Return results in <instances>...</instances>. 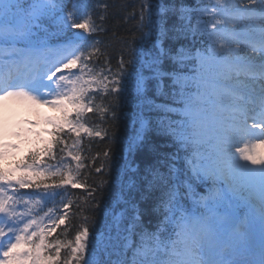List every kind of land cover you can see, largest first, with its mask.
Listing matches in <instances>:
<instances>
[{
    "label": "snow or ice",
    "instance_id": "snow-or-ice-1",
    "mask_svg": "<svg viewBox=\"0 0 264 264\" xmlns=\"http://www.w3.org/2000/svg\"><path fill=\"white\" fill-rule=\"evenodd\" d=\"M242 2L216 0L211 5L215 21L211 27L216 30L208 33L207 48L203 53L197 50L195 56L181 49L173 58L180 69L186 70L163 71L159 55L148 64L152 78L161 85L165 76L171 80L173 104L153 106L165 113H176L180 119L162 116L157 120L156 130L168 136L178 151H184L186 171L177 169L171 162L167 163V171L160 170L166 161L175 160L177 154L158 160L149 168L151 179L145 177V180L149 189L159 192L157 210L161 212L162 219L155 231L139 233L140 241L132 248L131 261L126 259L123 264H264V152L254 151L264 149V84L256 101L258 111L241 103L245 97L237 90L245 86L241 77L264 81V0H251L253 7H240ZM65 7L63 0H0V139L6 127L4 102L8 100L42 103L58 109L60 116L44 120V123L52 125L57 136L63 132L65 124L77 136L80 129L89 131L80 120L85 111L94 109L89 108L84 99L92 82L103 81H97L95 76L86 80L84 76L92 73L86 61H90L99 49L88 44V37L83 34L94 31L91 18H76L78 12L86 9L84 0H73L72 10L67 15L62 14ZM202 11L207 12L208 9ZM217 16L223 19H216ZM143 20L142 14L141 22ZM244 20L260 21L259 40L248 42L252 52L259 53L257 57L240 54L241 41L235 27L231 33L224 27L216 28L217 24L223 25L226 21H232L235 26ZM48 21L54 22L59 30L71 27L83 32L74 33L65 46L53 48L41 36V33L48 32ZM10 52H15L16 57L4 59L3 54ZM188 60L194 61L190 68L185 63ZM75 68L79 69V75L72 71ZM119 75L123 76L124 72ZM107 79L103 76V80ZM144 82L143 76L133 81L138 94H143ZM112 83L115 85L112 92L125 91V83L121 80L114 79ZM232 83L237 88L230 87ZM103 87L107 91V85ZM50 96L54 98L49 99ZM73 109L75 118L69 119ZM250 111L255 113L251 116L254 121L251 127L247 123ZM139 125L128 143L130 153L137 150L145 139L148 121L141 116ZM256 128H260L259 134L254 131ZM94 134L100 135L99 132ZM55 143L61 141L57 139ZM13 147L16 146L0 143V159ZM44 151L47 153L51 148L46 147ZM68 155L74 160L80 159L71 152ZM31 159L33 163L23 167L31 169L36 176L43 171L60 177V183L55 185L41 181L30 183L28 176L16 180L20 188L43 187V192L33 194L41 200H51L61 194L49 189L60 188L64 184L79 186L71 169L67 173L52 172L49 165L40 170L35 154ZM12 179L10 173L0 169V182H7L11 187ZM209 180L212 187L204 194L196 191ZM221 181L222 185L217 186ZM16 203L18 201L8 196L0 183V213H3L0 216V238H3L0 240L3 256L0 264H54L60 257V245H56L55 256L44 255V250L49 247L45 243L47 233L34 231L25 235L35 220L24 223L18 234L19 223L25 214L15 211L12 205ZM13 217L17 219H11ZM138 219L139 215L134 221ZM60 222L63 223V218ZM87 236L85 228L76 235L75 247L69 245L75 264H110L98 258L109 247L103 236L97 239L85 257ZM33 237H37L39 243ZM129 246L125 244V247Z\"/></svg>",
    "mask_w": 264,
    "mask_h": 264
},
{
    "label": "trees",
    "instance_id": "trees-1",
    "mask_svg": "<svg viewBox=\"0 0 264 264\" xmlns=\"http://www.w3.org/2000/svg\"><path fill=\"white\" fill-rule=\"evenodd\" d=\"M63 2L66 7L62 14L67 15L72 10L73 1ZM84 3L86 9L78 12L76 18H91L94 31L88 34V42L99 49L90 61H86L92 73L85 75L84 79L90 80L95 76L97 81H103L92 82L91 90L84 99V103L94 109L85 111L80 120L89 131L80 129L77 136L65 124L63 132L57 136L52 129L46 146L51 151H43L35 156L40 170L49 165L52 166V172L59 170L67 173L71 169L79 186L64 184L60 188L49 189L61 194L51 200H41L33 194L43 192V187L20 188L16 180L28 176L30 183L41 181L55 185L60 183L59 176H51L43 171L36 176L31 169H25L24 164L33 163L31 155L18 163L13 161L0 166V169L10 173L12 182L17 184L19 195H26L25 200L31 202L32 216L37 217L31 219L36 221L35 225L42 226L45 220H49L45 240L49 247L44 250V255L55 256L56 245L59 244L60 257L54 264H65L66 261L67 264H75L71 257V247H75L76 235L85 228L89 234L86 258L97 239L103 236L109 247L98 258L109 261L110 264H117L118 261L123 264L126 259L131 261L132 248L140 241L139 233L143 230L155 231L157 223L162 219L161 212L157 210L156 197L159 192L149 189L145 180V177L151 179L149 168L156 165L158 160L177 154L175 160L166 161L160 170L167 171L168 162L174 163L182 171L186 169L184 151H178L168 136L159 134L156 130L157 120L162 116L171 120L180 119L176 113H165L153 106L173 104L171 80L165 76L161 85L152 78L148 64L159 55L163 71L186 70L180 69L173 58L181 49L192 56L197 50L208 46L207 33L199 27L200 20L206 14L202 9L208 7V2L84 0ZM161 4L163 13L159 11ZM46 24L50 27L54 22L48 21ZM145 33L148 35L145 36ZM158 38L162 41V52L155 46ZM185 63L190 68L194 61L188 60ZM76 69V74L79 75V69ZM121 71L124 72L123 76L119 75ZM103 76L108 79L103 80ZM141 76L145 78L142 95L137 93L133 84ZM114 79L125 83V91H111L115 86L112 83ZM104 84L107 85V91ZM141 116L148 121L145 139L137 150L130 153L128 143L140 127ZM74 118L75 109L69 115V119ZM89 132L93 134L89 135ZM96 132L100 135H95ZM57 139L61 143H55ZM69 152L79 156V161L72 159ZM137 215L139 220L134 221ZM60 218H63V223ZM33 240L39 243L37 237ZM125 244L130 246L125 247Z\"/></svg>",
    "mask_w": 264,
    "mask_h": 264
},
{
    "label": "rangeland",
    "instance_id": "rangeland-1",
    "mask_svg": "<svg viewBox=\"0 0 264 264\" xmlns=\"http://www.w3.org/2000/svg\"><path fill=\"white\" fill-rule=\"evenodd\" d=\"M244 5H248V7H253V5L251 4V0H243V2L240 4V7H244ZM259 24L260 21L257 20H244L243 22L236 23L234 26L232 21H226L222 25V27H224L229 33H231L233 28L235 27V30L238 34V39L241 41L239 45V51L242 56L247 55V56L257 57L259 53L252 52L251 48L248 47V42L259 40V32H258ZM66 44L67 43H65L64 45H59L57 47H63ZM235 46L236 45L233 44V47ZM14 53L15 52H10L9 54H14ZM3 55L4 58L8 56L6 55V53ZM16 55L17 54H14V56ZM59 75L60 73H57V76ZM55 79L56 77H53V80ZM241 80L243 81L245 86L237 88V85L235 83H232L231 86L233 88H237V90L243 96H244L243 93H249L251 89L260 87L262 86V84H264V81H260L258 78L253 80V78L251 77L248 78L241 77ZM53 87H55L54 84ZM65 87L70 88L69 85H66ZM256 93L257 91L253 92V94ZM53 98L54 97L52 96L49 97V99H53ZM4 103L6 105V112H5L6 127L3 137L2 139H0V143L12 144L15 145L16 147L8 149L7 154L3 157V159L12 158L13 156L24 154L25 151L29 152L31 149L35 150V148L36 149L38 147L41 148L42 146L41 144H43V142L46 141L44 134L42 135L41 132L51 126L50 124L44 123V120L47 118L55 117L58 113H60L58 109L53 108L51 105H45L42 103L29 104L28 102H17L13 100H8L5 101ZM241 103H246L250 110L256 109L258 111V108L252 99L248 101L247 98H245V100L241 101ZM249 113H253V111H250ZM27 116L31 117L32 120H35L37 124L34 126L35 127L34 132H29L26 128V125L21 121V119ZM252 120L253 119L250 116L247 121L249 127H251V125L254 123ZM27 132H29L30 134ZM14 133H19V135H14ZM37 133H39V135H37ZM240 146L243 147L244 145L241 144ZM254 151L264 152V149L257 148L254 149ZM17 210L18 209L15 208L16 212ZM0 216H3V213H0ZM11 219H17V218L13 217ZM19 226H21L20 223ZM5 231L7 232V228H5ZM17 232L19 234V228L17 229ZM8 235H11V233H8ZM2 239L3 238H0V240ZM13 242H14V237H13Z\"/></svg>",
    "mask_w": 264,
    "mask_h": 264
}]
</instances>
